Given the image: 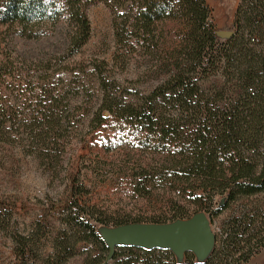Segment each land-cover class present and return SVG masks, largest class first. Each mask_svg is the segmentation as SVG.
<instances>
[{
	"label": "trees",
	"instance_id": "obj_1",
	"mask_svg": "<svg viewBox=\"0 0 264 264\" xmlns=\"http://www.w3.org/2000/svg\"><path fill=\"white\" fill-rule=\"evenodd\" d=\"M98 4L112 16L113 62L127 68L135 59L167 77L139 102L126 104L114 96V80L103 77L96 64L103 99L93 122L115 117L140 125L144 132L140 142L158 155V162H142L138 170L146 177L171 176L176 191L201 202L198 212L203 206L212 209L218 196L224 202L216 216L243 198L264 194V0H241L235 15L237 32L230 38L217 35L207 0H0V84L19 71V63L49 69L53 60L79 54L92 37L88 11ZM42 39L51 41L47 50L32 46ZM217 76L226 86L237 81L230 100L224 89L214 95L203 88ZM65 95L61 91L52 98L50 115L38 113L33 140L45 141L51 129L62 128L65 118L55 104L66 100ZM69 104L68 100L65 107ZM13 118L12 108L0 107V139L8 141L6 126ZM168 170L171 174H164ZM76 206L83 209L79 201ZM258 209L262 227L257 229L255 216H248L234 234L224 235L220 252L205 261L191 256L184 262L172 251L160 250L157 255V249L126 246L116 248L108 261L110 250L97 225L109 226L87 212L68 214L72 232L65 233L54 250L62 264L76 255L81 243L94 247L83 264H245L264 248V210ZM180 213L153 224L192 218ZM94 250L99 253L92 254ZM125 250L130 255L123 254Z\"/></svg>",
	"mask_w": 264,
	"mask_h": 264
},
{
	"label": "rangeland",
	"instance_id": "obj_2",
	"mask_svg": "<svg viewBox=\"0 0 264 264\" xmlns=\"http://www.w3.org/2000/svg\"><path fill=\"white\" fill-rule=\"evenodd\" d=\"M230 9L225 5L212 8L216 33L237 32ZM88 14L92 37L79 54L53 60L49 69L19 63V71L0 84V107L12 108L14 115V122L6 126L8 141L0 139V264H62L54 248L65 233L72 232L67 224L70 212L93 214L112 228L125 221H167L178 212L190 218L200 210L197 204L201 202L175 190L171 176L146 177L138 170L142 162H158V155L140 142L144 134L140 125L115 117L101 124L93 122L103 99L96 64L103 77L114 80V96L126 104L148 96L167 76L152 72L147 64L135 59L127 68L115 64L110 10L98 4ZM2 38L0 33L1 45ZM49 42L42 39L32 46L47 50ZM104 61L107 65H103ZM225 82L221 76L212 77L203 88L214 95L224 89L226 100H230L238 83L231 81L226 86ZM61 91H65L67 99L55 105L65 118L62 128L51 129L45 141L33 140V129L39 125L34 119L38 113L50 115L52 98ZM68 100L70 104L65 107ZM165 172L171 174L170 170ZM78 201L82 210L76 206ZM223 202V197H215L212 209L203 206L198 212L208 216L216 232L217 243L211 254L215 256L222 249L224 235L234 234L236 226L248 216H255L257 229L262 227L256 212L258 208L264 210V194L243 198L216 216L214 212ZM97 227L99 231L104 228ZM238 230L242 232V228ZM89 248L94 249L79 244L74 250L76 255L64 264H83ZM157 250V255L160 250L167 251ZM98 253L92 251L94 255ZM122 253L130 255L127 250ZM191 256L195 255L187 252L182 260ZM245 264H264V248Z\"/></svg>",
	"mask_w": 264,
	"mask_h": 264
},
{
	"label": "water",
	"instance_id": "obj_3",
	"mask_svg": "<svg viewBox=\"0 0 264 264\" xmlns=\"http://www.w3.org/2000/svg\"><path fill=\"white\" fill-rule=\"evenodd\" d=\"M222 38H230L233 32L218 31ZM110 250L108 261L121 246L146 250L167 249L182 260L192 252L199 261H205L214 251L216 234L205 213H198L189 220H177L168 224H127L104 227L99 231Z\"/></svg>",
	"mask_w": 264,
	"mask_h": 264
},
{
	"label": "crops",
	"instance_id": "obj_4",
	"mask_svg": "<svg viewBox=\"0 0 264 264\" xmlns=\"http://www.w3.org/2000/svg\"><path fill=\"white\" fill-rule=\"evenodd\" d=\"M207 2L213 9L219 5L231 7L229 14L232 15V18L235 19L236 11L240 0H222V2H220V0H207Z\"/></svg>",
	"mask_w": 264,
	"mask_h": 264
},
{
	"label": "built area",
	"instance_id": "obj_5",
	"mask_svg": "<svg viewBox=\"0 0 264 264\" xmlns=\"http://www.w3.org/2000/svg\"><path fill=\"white\" fill-rule=\"evenodd\" d=\"M253 41H255V40H253ZM214 233H216V232H214Z\"/></svg>",
	"mask_w": 264,
	"mask_h": 264
}]
</instances>
